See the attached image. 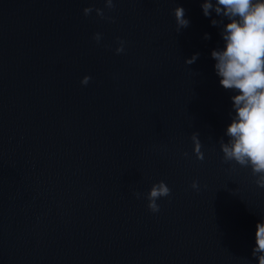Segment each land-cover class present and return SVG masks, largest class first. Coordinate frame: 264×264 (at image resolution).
<instances>
[{
    "label": "water",
    "instance_id": "1",
    "mask_svg": "<svg viewBox=\"0 0 264 264\" xmlns=\"http://www.w3.org/2000/svg\"><path fill=\"white\" fill-rule=\"evenodd\" d=\"M201 2L0 0V264H258L264 189L222 163L236 93L210 20H227ZM161 180L152 213L132 193Z\"/></svg>",
    "mask_w": 264,
    "mask_h": 264
},
{
    "label": "clouds",
    "instance_id": "2",
    "mask_svg": "<svg viewBox=\"0 0 264 264\" xmlns=\"http://www.w3.org/2000/svg\"><path fill=\"white\" fill-rule=\"evenodd\" d=\"M105 8L109 11L115 8L113 0H104ZM201 9L205 17L212 12L223 19H211L213 26H220V36L224 42L222 49L211 51V58L215 61L214 70L219 77L220 85L233 91L231 96L232 109L231 122L225 130L227 142L219 141L222 152V163H231L243 168H250L251 175L255 177L254 183L258 188L264 189V0H202ZM95 11L97 16L106 18L102 9L85 7V16ZM173 15L179 32L189 26V20L185 18V9L177 6L173 9ZM107 19H112L107 17ZM205 39H209L206 33ZM93 39L97 42L101 39L99 33ZM121 46L115 49L121 53ZM199 56L195 53L184 63L190 65ZM90 77L84 76L81 85H87ZM199 133L191 134L193 154L197 160L203 161L204 153L199 140ZM185 157L188 153H183ZM191 189L199 190V183L193 180ZM137 199L143 197L147 200V208L152 213L160 211L158 200L171 196V189L164 181H158L151 185L149 191L132 193ZM256 246L252 249V256L258 260V264H264V216L256 224Z\"/></svg>",
    "mask_w": 264,
    "mask_h": 264
}]
</instances>
